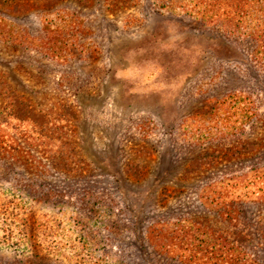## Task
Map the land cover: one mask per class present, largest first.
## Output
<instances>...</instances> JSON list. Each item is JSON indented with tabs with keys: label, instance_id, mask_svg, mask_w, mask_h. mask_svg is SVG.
Wrapping results in <instances>:
<instances>
[{
	"label": "rangeland",
	"instance_id": "1",
	"mask_svg": "<svg viewBox=\"0 0 264 264\" xmlns=\"http://www.w3.org/2000/svg\"><path fill=\"white\" fill-rule=\"evenodd\" d=\"M0 264H264V0H0Z\"/></svg>",
	"mask_w": 264,
	"mask_h": 264
},
{
	"label": "trees",
	"instance_id": "2",
	"mask_svg": "<svg viewBox=\"0 0 264 264\" xmlns=\"http://www.w3.org/2000/svg\"><path fill=\"white\" fill-rule=\"evenodd\" d=\"M19 102L17 103V105L19 106ZM17 111H19L18 113H16V115L18 116H25V114L27 113V107L25 108V110H24V108H19V110H17ZM247 144V145H246ZM246 144H243V146H232V148H230V149H227V152H225V151H222L221 152V154H219L220 155V158L223 156L224 158L226 157V158H228L229 156H233V155H238L239 157H242L243 155H246V154H248V152L249 153H251L252 151H254V147H255V145L257 144V142H248V143H246ZM250 145V146H249ZM225 153V154H224ZM229 153V154H228ZM218 155V156H219ZM227 155V156H226ZM64 168H67V170H71V171H78V170H83V169H85V166H81V168H77L76 166H65ZM185 221H187V219L185 220ZM201 221H198L197 220V218L196 219H194V220H192V224H194V225H196V224H198V223H200ZM205 226V225H204ZM198 229H200L201 230V228H200V226L198 227ZM200 230H198V231H200ZM203 231V233L204 234H206V233H208L209 232V229H207V231H205V228H204V230H202ZM219 231V230H218ZM217 230H213L212 232H213V236L214 235H216L217 234V232H218ZM223 232V231H222ZM220 236H222L225 240H227V236L226 235H221L220 234ZM243 236H241V238H242Z\"/></svg>",
	"mask_w": 264,
	"mask_h": 264
}]
</instances>
